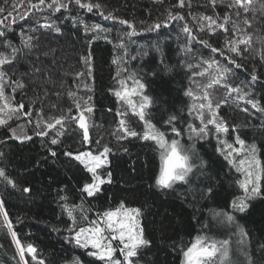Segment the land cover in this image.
I'll use <instances>...</instances> for the list:
<instances>
[{
  "label": "trees",
  "instance_id": "16d2710c",
  "mask_svg": "<svg viewBox=\"0 0 264 264\" xmlns=\"http://www.w3.org/2000/svg\"><path fill=\"white\" fill-rule=\"evenodd\" d=\"M11 2L0 0V6L11 10ZM32 2L38 3V0ZM49 2L46 0V4ZM84 2L99 3L102 7L90 13L73 3L69 11L61 9L52 15L46 5H42L43 11L32 9L26 19L17 17L14 24L9 18V27L0 28L4 32L0 36V53L15 55L13 62L4 68L12 81L23 84L14 94L11 89L15 85L6 86V94L14 95V103L25 106L23 111L32 110L31 116L21 115L19 119L10 120L8 125L0 126V170L13 181L8 184L0 178V201L5 205L18 238L23 244L31 243L37 249L38 258L44 259L46 264H72L74 259L80 264H101L87 254L90 249H81L74 241L69 242L71 222L62 213L61 206L65 203L79 205L83 200L84 208L91 209L87 215L95 219V213L115 209L123 201L127 206L141 210L139 220L148 241L133 257L137 264H181V249L197 234L230 240V254L238 264H249V261L264 264V247H261L264 245V195L248 201L249 207L244 213L233 210L232 201L243 195L237 185V179L241 177L217 151L218 147H223L218 144L217 136L231 140L230 137L239 135L246 145L254 143L257 146V156L264 165V111H257L236 99V93L227 97L224 103L226 90L216 86L210 90L213 106L220 105L217 119H223L229 131L217 134L214 126L209 125L210 135L190 139L188 123L195 126L200 121L195 119V112L189 113L194 101L185 94L189 89L195 90L196 84L207 81V76L193 77V72L204 67H197L200 61L218 59L232 68L234 74L229 75L228 82L247 90L250 95L246 99L257 101L264 109V45L261 44L264 41V14L261 12L264 0H252L251 10L246 14L251 27L243 25L245 14L238 17L233 9L228 31L217 29L214 33H209L207 21H199V16L222 17L226 8L219 2L214 7L209 0H184L183 8L177 6L178 0ZM228 2L225 0V4ZM17 3L19 12L28 9L27 0L22 4L17 0ZM100 11L111 13L116 19L106 21ZM169 11L180 13L184 19L168 21L165 27ZM121 19L131 23L137 32L130 40L125 37L126 49L115 47L121 42L118 35L132 30L121 25ZM48 22H54V28H59V32L40 27ZM219 22L223 23V20ZM233 22L251 36L247 51L234 57L240 68L228 65L224 56L212 53L210 47L199 42L208 41L209 45L223 49L226 38H236L231 36ZM156 23L161 24L159 29L152 28ZM201 23L205 26L203 31L200 30ZM94 24L111 29L110 33L99 34L101 37L107 35V40L95 38L97 33L85 32L84 25ZM185 24L189 26L192 38L183 32ZM21 34L32 37L30 47L21 43ZM12 48L19 51L13 54ZM89 55L90 62L82 61L81 57ZM225 55L232 54L225 51ZM117 56L128 61L123 65L127 72H135L145 85L143 93L153 101L148 109L152 123L169 137L174 135L172 126L182 131V135L175 138L190 150L196 165L188 183H177L171 189L157 188L154 181L159 157L153 142L144 141L139 135L118 138L123 137V133L117 131L122 118L141 135L143 127L127 105L114 95V91L120 89L115 79L117 66L112 63ZM253 74L257 76L255 81ZM126 75L122 72L120 78ZM69 92L74 95L69 97ZM77 103L81 108H93L91 114L85 113L90 117L88 145L82 144L83 130L70 120L66 122L63 135L56 136L59 126L47 136L36 134L40 130L36 127L38 119L43 127L44 120L61 115L75 116ZM118 112L124 115H117ZM169 116L176 117L172 125L165 123ZM12 129L18 136L27 135L31 139H13ZM53 137L58 140L55 145L51 144ZM105 146L111 151L101 175L108 179V173H111L112 182L104 183L100 192L88 197L80 189L91 182V174L65 152L74 155L90 149L98 154ZM52 152L56 154L52 155ZM25 188L29 191L25 192ZM218 212L231 213L234 222L231 225L222 223L221 217L215 215ZM76 216L79 219V211ZM2 225L0 217V264H19L15 244ZM237 225L247 234L243 246L238 243L241 237ZM115 245L119 247L116 242ZM241 247L248 260L240 254ZM26 260L31 261L27 254Z\"/></svg>",
  "mask_w": 264,
  "mask_h": 264
},
{
  "label": "snow or ice",
  "instance_id": "6c2138e0",
  "mask_svg": "<svg viewBox=\"0 0 264 264\" xmlns=\"http://www.w3.org/2000/svg\"><path fill=\"white\" fill-rule=\"evenodd\" d=\"M7 3L8 0H5ZM24 0H19L22 4ZM224 4L226 8L225 14L221 16H208L200 15L199 21H207V29L209 33L216 32L217 29L228 31L227 25L231 22L232 10H235V14L239 17L243 16V25L251 27V22L247 18V13L251 10L252 0H229L225 4V0H209V3L214 7L217 3ZM28 9L24 12L18 11L17 0H12L11 10H7L5 7L0 6V28L9 27L8 20L11 18V23H15L17 17L19 19H26L31 10L43 11L42 5H46V8L50 10L52 15L64 9L65 11L70 10V4L77 5L80 9H86L88 12H92L93 9L100 10L101 5L94 2H84V0H50L46 4V0H38V3H33L32 0H27ZM178 7H185L184 0H178ZM190 7V5H189ZM262 14H264V5L261 8ZM6 13V15H5ZM99 14L104 20H115L116 18L111 14H105L100 11ZM184 16L180 13H173L169 11L167 19L164 26H167L168 21L172 20H183ZM195 19V17H194ZM223 23H220V20ZM121 25H126L131 31H125L123 35H118L117 39L121 42L116 44L115 47L119 49H126V44L123 42L125 37L129 40L137 35L134 26L126 20H119ZM40 27L46 29H54L59 32V28H54V22H48L41 24ZM161 27L160 23H156L152 26L153 29H159ZM204 24H200V30H204ZM234 31L231 36L236 37L235 39L226 38L225 47L223 49L217 48L209 45L208 41H199L205 45V47H210L212 53H220L221 56L227 60L228 65H233L235 68H240L241 65L236 62L234 57L236 55H241L243 52L247 51L248 46L251 42V36L247 34L245 29L237 23H232ZM85 32L97 33L95 38L108 39L107 35L101 37L100 33H110L111 29L103 28L99 24H94L91 26L84 25ZM183 32L191 37V30L187 24L183 27ZM4 32L0 31V36H3ZM112 43L111 40L108 41ZM21 43L24 47H30L32 44V37L25 36L21 34ZM264 45V41H261ZM10 47V45H8ZM244 46V47H241ZM19 50L12 48V53L15 54ZM191 51V49H188ZM225 51L231 53L232 55H225ZM124 55H127L125 51ZM262 58H264V49H262ZM15 59V55H5L0 53V126L8 125V122L14 118L19 119L21 115L29 117L32 114V110L23 111L25 106L14 103V95L9 96L6 94V86L14 84L11 91L14 94L16 88H22L23 84L20 81H12L8 77L7 71L5 70V65H10ZM82 61L90 62L91 56L81 57ZM135 59V57H132ZM112 63L117 66L116 77L117 82L120 85V89L114 91V95L117 100L123 102L127 105L128 110L131 111L133 116L139 118V120L144 124V129L142 135L137 131L132 130L128 126V122L125 119L119 120V127L117 131L123 133L124 138L127 136L137 137L138 135L144 141L153 142L155 148L154 150L158 153L159 157V169L155 176V186L160 189H171L173 185L177 183H188L190 174L193 173L194 167L196 165L192 162V157L190 150L186 148L179 139L182 135V131L178 130L175 126L171 127V132L174 134L169 137L165 131H161L157 128L152 121L149 119L148 109L153 103L151 97L143 93L145 85L137 78L135 72H127V69L123 66L128 63L123 57H114ZM204 66L202 70L193 72V77H205L207 76V81L202 84H196L195 90L189 89L185 94L191 97L192 103L189 107V113L195 112V119L200 121L199 125L194 123H188L187 130L189 131V138L192 136L206 137L211 134L209 125L214 126L215 132L228 133L229 128L223 119L218 120L217 109L219 104L213 106L212 92L216 86L224 88L226 90V97L223 101L227 102V97H230L233 93H236V99L244 101L250 104L252 108L257 111H264L258 106V102L253 99H246L250 93L241 87L233 86L228 82L229 75H233L232 68L227 67L220 63L218 59H207L201 60L200 66ZM90 71V69H89ZM125 72L127 75L124 78L121 77V73ZM78 76L81 74H77ZM257 76L252 75V80L255 81ZM128 81H131L129 85ZM69 97H72L74 93L69 92ZM139 97V103H137L133 97ZM195 101H200V103H195ZM77 115H61L59 117L50 118V120L43 121V127H41V120H37L36 127L40 129L36 134L39 136H47L49 131L57 129L56 136L63 135V129L66 126L67 121H71L77 124L78 128L83 130L82 144L88 145L90 143L89 128H90V117L85 115V113L91 114L93 108L88 106L81 108L79 103L76 104ZM207 109V112H205ZM246 111V109H243ZM69 113L71 109L68 110ZM39 117L40 113H36ZM117 115L123 116V113L118 112ZM176 120L175 116H169L168 120L165 121L166 124L172 125L173 121ZM51 121V122H50ZM13 139H31L27 135L18 136L15 129H12ZM235 131V129H233ZM218 144L223 145V147H218L217 151L220 152L224 159L227 160L228 164L235 168L236 172L240 174L242 178L237 179V185L242 191L243 195L238 196L232 201L231 207L235 211L244 213L249 207L248 201L264 195V165L261 164L260 159L257 156V146L253 143L246 145L245 140H243L239 135L235 137V144L239 147H235L233 143L228 140L220 139L217 136ZM58 143L56 137L51 139V144L55 145ZM99 144V141H96ZM111 151L110 148L105 146L102 151L98 154H94L92 150L80 151L78 154L74 155V159L84 166L87 172L92 175V182L85 183L80 189L82 194H87L88 197L94 196L96 193L101 191V185L104 183H111V173H108V179L105 180L101 175L98 174V169L105 167L108 164V153ZM55 155V152L51 153ZM67 156H73L71 152H65ZM239 157L237 160L236 158ZM0 178L4 179L8 184H13V181L9 179L3 170H0ZM25 192L29 189L25 188ZM62 200H66V197H61ZM62 207V213L68 217L71 222L68 226V231L72 233L69 237V242L75 243V246L81 249H90L87 254L90 257H94L96 261L101 262V264H135L133 257L138 255V250L148 244V241L143 236V229L140 224L139 217L141 216V210L136 207H129L123 201L115 209H108L102 213H95V219H90L87 213L91 209H85L83 200L79 205H68L65 203ZM80 212L79 219L76 216V212ZM218 217H221V222L231 225L235 217L228 212L216 213ZM0 217L3 219V227H6L8 233L11 235L12 241L15 244L17 254L19 256V264H46L45 260L38 258L37 249L31 244H23L18 238V234L13 230L12 223L9 220L8 213L5 211V205L3 201H0ZM84 222H87L86 224ZM237 232L241 239L238 243L243 246L246 238V233L243 228L237 225ZM115 241L119 242V247L113 243ZM261 247H264L262 245ZM117 251L119 256H116ZM240 254L248 260L247 253L243 250V247L239 249ZM230 240L223 239L217 240L207 234H197L190 243L181 249V264H238V262L233 261L231 257ZM26 254L31 257V261L26 260ZM122 257V259H121ZM72 264H80L79 260L74 259ZM249 264L251 262L249 261Z\"/></svg>",
  "mask_w": 264,
  "mask_h": 264
},
{
  "label": "rangeland",
  "instance_id": "374dc122",
  "mask_svg": "<svg viewBox=\"0 0 264 264\" xmlns=\"http://www.w3.org/2000/svg\"><path fill=\"white\" fill-rule=\"evenodd\" d=\"M128 83H129V85L131 84V81H128ZM133 99L137 102V103H139V100H140V98L137 96V97H133ZM138 118V117H137ZM139 119V118H138ZM140 121V120H139ZM141 122V121H140ZM141 125H142V127H143V129H144V124L141 122ZM231 138V140H228L230 143H233L234 144V146L235 147H239V145H236L235 144V136H232V137H230ZM78 154V153H77ZM75 155V154H74ZM74 155H73V157H74ZM237 160L239 159V157H237L236 158ZM104 168V167H103ZM103 168H101V169H98V174L99 175H101V173H102V170H103ZM92 176V175H91ZM102 176V175H101ZM241 177V176H240ZM102 178L103 179H105V180H107V178H104L103 176H102ZM242 178V177H241ZM91 182H92V179H91ZM90 182V183H91ZM118 245H119V242L118 241H115ZM115 242H113L114 244H115ZM116 256H119V254L118 255H116ZM121 259H122V257H121ZM135 264H137V263H135Z\"/></svg>",
  "mask_w": 264,
  "mask_h": 264
}]
</instances>
